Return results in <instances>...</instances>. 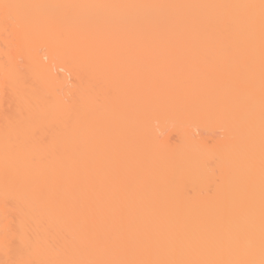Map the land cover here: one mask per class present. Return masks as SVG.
<instances>
[{
	"label": "bare ground",
	"instance_id": "obj_1",
	"mask_svg": "<svg viewBox=\"0 0 264 264\" xmlns=\"http://www.w3.org/2000/svg\"><path fill=\"white\" fill-rule=\"evenodd\" d=\"M0 264H264V0H0Z\"/></svg>",
	"mask_w": 264,
	"mask_h": 264
}]
</instances>
